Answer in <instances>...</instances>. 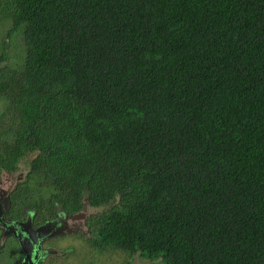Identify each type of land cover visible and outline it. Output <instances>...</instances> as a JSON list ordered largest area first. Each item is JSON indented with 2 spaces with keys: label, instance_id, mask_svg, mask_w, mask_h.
<instances>
[{
  "label": "trees",
  "instance_id": "16d2710c",
  "mask_svg": "<svg viewBox=\"0 0 264 264\" xmlns=\"http://www.w3.org/2000/svg\"><path fill=\"white\" fill-rule=\"evenodd\" d=\"M0 171L31 160L97 243L264 264V0H0Z\"/></svg>",
  "mask_w": 264,
  "mask_h": 264
},
{
  "label": "rangeland",
  "instance_id": "374dc122",
  "mask_svg": "<svg viewBox=\"0 0 264 264\" xmlns=\"http://www.w3.org/2000/svg\"><path fill=\"white\" fill-rule=\"evenodd\" d=\"M11 22V19L0 17V66L20 63L25 55L23 30L20 29L8 36ZM30 172L28 160L24 158L13 171L1 170L0 193L9 197L14 204L13 210L21 215L23 212L19 211L27 205L28 208H37L41 214H46L47 208L52 212L54 204L51 198L54 195L62 196V193L55 190L50 184L51 180L45 178L43 173L32 177ZM17 187L16 193L14 191ZM87 194L86 196H89ZM83 203L84 200L82 205ZM82 205L73 210L80 209ZM113 205L114 203H106L98 207L90 206L86 216L81 218L82 225L78 227V231L56 240L59 245L61 244L59 256H64L68 264L75 258L79 259L76 264H161L160 260L145 258L136 250L100 246L97 243L96 217ZM19 256L17 244L12 238L0 240V264H16Z\"/></svg>",
  "mask_w": 264,
  "mask_h": 264
},
{
  "label": "flooded vegetation",
  "instance_id": "af4514ba",
  "mask_svg": "<svg viewBox=\"0 0 264 264\" xmlns=\"http://www.w3.org/2000/svg\"><path fill=\"white\" fill-rule=\"evenodd\" d=\"M24 159L28 160L27 157H25ZM31 160H28L30 169ZM17 191L18 187L14 192L17 193ZM83 200L84 203L82 207L74 211L67 209L58 201L56 197H53L51 198V201L54 204V210H52V212L47 208L45 209L46 214H41V212L37 208H28L27 205L26 207H22L21 211H19L23 212L21 215V213L15 212L13 210L14 204L11 203L9 197L5 194L0 193V203L4 201L8 204L5 217L8 218L9 222L16 220H26L28 217H30L32 220V225L37 226L39 224L45 223L46 221H53L55 223L54 230L59 232L53 233L51 236L40 239V241L36 244L34 242H31L32 248L29 253V258L26 259L25 252L20 247L19 242L13 235V233H8V235H5L4 229L0 228V240L10 237L17 244V250L18 252H20V256L18 257L19 260H16L15 263L23 264L25 261V264H68L64 256H59V253L61 252V244L59 245L56 240H59L60 237L66 236V234H69L71 232L75 233L78 231V227L82 225L81 218L86 216L87 211H89V207L92 206L89 203L88 196L84 195ZM108 203L111 204L114 202L109 201ZM78 260V258L73 259L71 261V264L78 263Z\"/></svg>",
  "mask_w": 264,
  "mask_h": 264
},
{
  "label": "water",
  "instance_id": "95a60500",
  "mask_svg": "<svg viewBox=\"0 0 264 264\" xmlns=\"http://www.w3.org/2000/svg\"><path fill=\"white\" fill-rule=\"evenodd\" d=\"M8 204L4 201L0 203V228L4 229V234L13 233L19 242L20 247L25 252V258H29V253L32 248L31 242L35 244L40 239L51 236L53 233H59L54 230L55 223L53 221H46L37 226L32 225V220L28 217L26 220L8 221L5 217ZM13 223V224H11ZM16 224V225H14ZM26 262L24 261L23 264Z\"/></svg>",
  "mask_w": 264,
  "mask_h": 264
}]
</instances>
